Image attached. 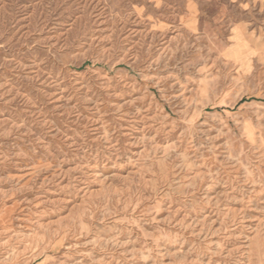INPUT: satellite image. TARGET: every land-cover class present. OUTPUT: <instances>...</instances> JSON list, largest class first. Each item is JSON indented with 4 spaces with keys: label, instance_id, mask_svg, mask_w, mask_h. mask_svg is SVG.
Returning a JSON list of instances; mask_svg holds the SVG:
<instances>
[{
    "label": "rangeland",
    "instance_id": "obj_1",
    "mask_svg": "<svg viewBox=\"0 0 264 264\" xmlns=\"http://www.w3.org/2000/svg\"><path fill=\"white\" fill-rule=\"evenodd\" d=\"M0 264H264V0H0Z\"/></svg>",
    "mask_w": 264,
    "mask_h": 264
}]
</instances>
